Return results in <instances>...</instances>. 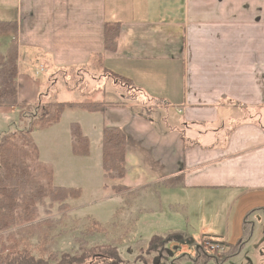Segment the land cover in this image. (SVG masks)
<instances>
[{"label":"crops","instance_id":"0c3cea01","mask_svg":"<svg viewBox=\"0 0 264 264\" xmlns=\"http://www.w3.org/2000/svg\"><path fill=\"white\" fill-rule=\"evenodd\" d=\"M2 2L9 8L7 19L19 26L20 102L36 103L45 94L43 86L46 94L55 89L58 99L56 85L63 76L57 72L87 68L100 54L99 68L140 89L134 95L124 86L123 92L104 74L95 99L114 105L103 113L78 109L77 120L62 115L58 123L33 133L40 161L53 167L56 185L84 191L97 184L121 203V194L104 176L100 148L103 128L117 126L128 139L127 173L118 181L130 191L140 189V228L168 216L180 223L183 215L190 224L185 199L168 202L178 192L246 190L264 204V0ZM106 22L120 24L114 52L104 50ZM109 81L114 88L106 87ZM66 89L82 101L80 90ZM164 91L172 98L174 115ZM11 114L17 115L16 107L0 106L6 129ZM72 122L89 137V156L73 153Z\"/></svg>","mask_w":264,"mask_h":264},{"label":"rangeland","instance_id":"374dc122","mask_svg":"<svg viewBox=\"0 0 264 264\" xmlns=\"http://www.w3.org/2000/svg\"><path fill=\"white\" fill-rule=\"evenodd\" d=\"M2 1L0 0V4L3 5ZM8 10L9 8L4 9L3 6H0V20H8ZM7 40H9V36L2 37V46H0L2 52H5ZM93 60L87 68H67L66 71L69 70L70 73L68 76L69 84L67 85L63 81L64 77L62 82L60 81L64 86L57 83L56 86L61 91L58 99L55 89L46 94L47 91H43V86L41 87L42 93H45L47 98L40 99V102L37 100L38 103H34V106L23 110L16 107L17 115L15 117L10 115L12 118L10 129H6L9 124L5 125L4 119L0 118V140L8 131H13L15 128L24 125L25 120H21L19 117L21 111L23 117L24 113L28 115L33 113L39 116L40 109L47 102L76 100L75 94L66 88L90 92L100 86L98 82L105 72L104 69L99 68L98 58L94 57ZM94 62L97 64L96 67ZM50 75L48 72L44 74L48 78ZM59 75L63 76V74ZM39 79L43 82L41 76ZM112 85V82L109 81L106 87ZM62 87L64 89H61ZM119 88L123 92H127L124 86L119 85ZM99 90L95 97L101 95ZM81 95L83 96V94ZM163 96H165L164 101L170 104V114L174 115L171 104L172 98L165 91ZM79 114L81 112L78 109L67 108L63 113V119L74 118L77 120ZM151 117L155 119V113H152ZM36 130L32 132V136ZM106 181L112 189L114 186L121 185L118 179L106 178ZM97 188V184L91 183L88 189L84 191L82 189L79 199H69L70 207L64 212L58 211L56 206L49 215H46L44 208L40 207L39 217L36 221L22 226H14L2 231L0 235L6 238L8 234L12 233L14 237L12 236L11 240H6V242L16 243L21 239L18 250H28L31 256L36 259L49 260V255L54 254L60 257L62 253L66 252L77 256L90 255L84 264H103L99 258V250H101L99 245L112 244L120 250L124 264H137L140 262L139 256L147 257L141 252L147 249L149 240L154 234L184 231L188 238L187 241L168 244L170 262L178 264H264V208H262L264 204L256 203L253 192L234 189H229L230 191L209 189L204 192L187 194L178 192L169 197L168 202L173 204L185 199L190 224L183 215H181L182 218H179L180 223L172 222L178 221V218L174 219L173 216H168L166 219H158L151 228L148 226L140 228V189L121 191L120 194L123 199L121 203H118L108 198L110 192L107 188V190ZM160 191L163 193L164 190ZM113 192L118 193L114 189ZM72 206L73 210L71 209ZM169 213L171 211L167 210L166 214ZM180 214L182 213L180 212ZM102 220L106 222L102 223ZM94 222L101 224L104 230L95 231L90 235L87 233L88 228L97 229ZM210 235L220 239L224 238L223 240L234 247V253L229 252V248H225L224 252L218 254V251L224 248L223 244ZM214 243H219L220 246L211 245ZM212 246L215 251L212 250ZM198 249H201L203 253L206 250L207 256L199 255V260H197ZM207 249L213 252H208Z\"/></svg>","mask_w":264,"mask_h":264},{"label":"trees","instance_id":"16d2710c","mask_svg":"<svg viewBox=\"0 0 264 264\" xmlns=\"http://www.w3.org/2000/svg\"><path fill=\"white\" fill-rule=\"evenodd\" d=\"M19 26L16 20H0V46L2 37L9 36L5 52H0V106L17 107L25 109L33 104L20 102L18 99L19 74ZM120 33L118 22H106L103 30V44L105 51L114 52L117 48V39ZM101 54L98 55V62L101 64ZM71 69L73 67H70ZM64 68L57 72L63 74L68 83L69 70ZM104 72L114 82L128 87L135 94L140 93V89L133 85L132 81L116 73L104 69ZM62 76V75H61ZM98 89L94 91H84L85 97L82 101H57L47 102L43 106L40 115L24 113L20 114V119L25 120L24 125L8 131L0 140V233L14 226H22L33 223L37 220L40 207L44 208L46 215H49L54 207L64 212L68 210L70 198H78L81 195V188L62 187L54 183V171L50 164L40 161V152L35 143L32 132L35 129L47 128L58 123L63 113L69 109H79L88 112H101L114 103L95 99ZM100 91V90H99ZM47 98L46 94H40V99ZM37 102V103H38ZM39 110V111H40ZM72 137V151L79 156L90 155L91 141L83 133L78 122L70 124ZM100 148L102 151V168L104 176L110 179H123L126 176V155L128 149V139L125 131L117 126H105L101 133ZM113 189L120 193L128 188L124 185L114 186ZM95 229L88 228L87 233L92 235L95 231H103L101 224L94 222ZM14 237L12 233L6 238L0 235V264H84L88 256H77L70 253L49 255L48 259H36L31 256L28 250H18L21 239L16 243H7ZM214 237V236H210ZM215 238V237H214ZM188 239L184 232H169L165 234H154L149 240L148 247L141 253L147 257H138L137 264H178L169 261L170 242H185ZM229 252L234 253L226 241H220ZM100 260L103 264H124V258L120 250L112 244H102ZM201 249L197 251L199 255L207 256ZM150 258V259H149Z\"/></svg>","mask_w":264,"mask_h":264},{"label":"built area","instance_id":"2783aa9c","mask_svg":"<svg viewBox=\"0 0 264 264\" xmlns=\"http://www.w3.org/2000/svg\"><path fill=\"white\" fill-rule=\"evenodd\" d=\"M40 71H43V68H41V69H40ZM15 125H17V124H15ZM219 242H220V241H219ZM220 243H221V242H220ZM211 245H217V247H219V246H220V244H219V243H214V244H211ZM223 247H224V248H222L221 250H219V251H218V254H219L220 252H224V251H225V248H226V247H225L224 245H223ZM211 248H212V250H213V251H215V249H214V247H213V246H212ZM207 250H208V249H207ZM217 250H218V249H217ZM213 251H211V250H208V252H213Z\"/></svg>","mask_w":264,"mask_h":264}]
</instances>
